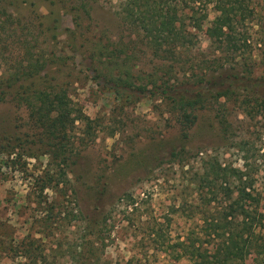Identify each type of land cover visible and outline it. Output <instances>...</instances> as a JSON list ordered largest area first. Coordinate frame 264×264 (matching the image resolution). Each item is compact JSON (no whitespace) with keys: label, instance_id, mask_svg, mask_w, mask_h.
<instances>
[{"label":"rangeland","instance_id":"obj_1","mask_svg":"<svg viewBox=\"0 0 264 264\" xmlns=\"http://www.w3.org/2000/svg\"><path fill=\"white\" fill-rule=\"evenodd\" d=\"M121 1L86 2L87 16L73 11L82 8L80 1L0 0V81L37 59L42 68L0 95V264H32L24 254L30 249L43 256L35 264H194L199 258L191 261L182 244L194 243L210 255L218 243L211 224L227 206L218 186L202 188L195 181L215 159L247 170L264 199L263 101L253 109L254 118L246 115L243 97L212 101L186 129L162 100L120 98L92 80L93 66L81 56L100 42L123 49L118 58L136 76L167 64L145 46L132 49L135 38L118 16ZM197 1L209 6V16L194 31L196 46L180 56L186 68L192 64L189 73L252 70L254 78L264 77L263 47L251 40L249 48H220L212 34L215 0ZM256 24L248 25L253 38L260 33ZM72 44L79 51L75 58ZM60 54L71 59L63 64ZM176 75L182 80L183 71ZM48 87L71 96L76 122L60 135L68 167L61 158L49 166L48 152L55 149L23 99ZM222 115L229 119L227 133ZM84 117L93 121L89 134ZM53 200L63 206L54 207Z\"/></svg>","mask_w":264,"mask_h":264},{"label":"trees","instance_id":"obj_2","mask_svg":"<svg viewBox=\"0 0 264 264\" xmlns=\"http://www.w3.org/2000/svg\"><path fill=\"white\" fill-rule=\"evenodd\" d=\"M71 1L83 3L82 8H73L74 12L81 10L89 16L86 2L90 5L98 0ZM208 8V5L201 4L197 0H122L118 16L122 26H125L135 38L131 40L136 44L132 49H137L140 45L145 46L154 58L161 59L167 64L158 66L156 72L145 77L136 76L131 73L127 60L118 58V53H126L123 49L100 42L88 51V55L81 56L93 66L95 75L92 76V80L97 86L120 98H134L133 101H140L149 96L152 99L162 100L171 107L172 113H177L179 123L186 129L196 123L197 112L206 108L212 101L238 102L243 97L241 103L246 107V115L254 118L253 109L260 103L259 101L264 102V77L254 78L252 70L241 75L231 70L217 76L205 69L201 72L189 73L187 69L193 67L192 64L186 68L188 62L180 58L183 49L196 46L198 36L194 31L207 20ZM214 10L217 16L213 21L212 34L216 37L220 48L227 46L235 50L243 46L249 48L252 47L253 41L261 45L264 51V0H215ZM79 19V16L75 18L78 26ZM254 21L258 22L256 25L260 28V33L259 35L257 33L255 38L248 30L249 23ZM71 47L75 58V53L79 51L76 45L72 44ZM59 57L63 64L71 59L67 54H60ZM111 67L118 73L110 74ZM177 69L183 71L182 80L177 75L173 76ZM21 72H15L5 81H0V95L4 89H10L24 79L42 73L39 60L29 62ZM70 97L67 90L57 91L56 87L37 90L23 97L27 102L31 120L46 131L50 140L48 145L55 149L54 152H48L50 167L56 166L60 158L61 164L65 167L69 165V159L60 146L63 140L60 135L65 137L69 127L76 122L69 109ZM81 119L82 122H87L89 134V130L93 128V121L86 117ZM219 119L223 131L227 133L229 119L224 115ZM173 155L177 156V154ZM195 176L199 187L218 186L219 192L226 199L227 206L224 217L213 220L211 224L218 236V243L212 247L213 252L204 255L194 243H191L182 244L183 253L190 257L191 261L199 258L194 264H264L262 234L264 199L261 194H256V179L247 170L233 166L223 167L217 159L207 162L204 173ZM216 197L217 195L211 196L212 201H215ZM52 204L56 208L63 206L59 200H53ZM30 251L27 250L24 254L31 257L32 264L36 263L34 262L37 261L36 258H43L42 254L39 256L34 254L33 249ZM24 254L20 257H25ZM249 256H255L252 263L248 262Z\"/></svg>","mask_w":264,"mask_h":264}]
</instances>
